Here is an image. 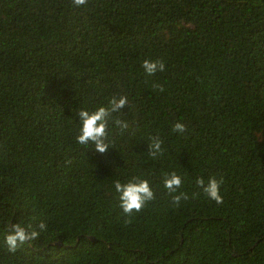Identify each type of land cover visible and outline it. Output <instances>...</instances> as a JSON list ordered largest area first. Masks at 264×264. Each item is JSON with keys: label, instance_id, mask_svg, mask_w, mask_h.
I'll return each mask as SVG.
<instances>
[{"label": "trees", "instance_id": "16d2710c", "mask_svg": "<svg viewBox=\"0 0 264 264\" xmlns=\"http://www.w3.org/2000/svg\"><path fill=\"white\" fill-rule=\"evenodd\" d=\"M122 96L108 151L79 144L78 111ZM14 224L38 236L11 252ZM0 264H264V0H0Z\"/></svg>", "mask_w": 264, "mask_h": 264}, {"label": "clouds", "instance_id": "9594fccd", "mask_svg": "<svg viewBox=\"0 0 264 264\" xmlns=\"http://www.w3.org/2000/svg\"><path fill=\"white\" fill-rule=\"evenodd\" d=\"M88 0H72L74 7H82L86 5ZM145 72L148 75H155L158 71L165 70L163 61L145 60L142 64ZM163 91V88L160 89ZM127 104V97L112 98L109 107H99L94 112L87 110H79L78 116L81 122L80 134L76 137L77 142L81 145H88L90 142L95 145V151L105 153L109 149L108 139V118L112 113L123 109ZM115 124L122 130L127 128V123L117 119ZM174 132L183 133L186 131L183 123H176L173 126ZM162 141L158 137L152 138V143L149 145V154L155 158L158 153L162 154ZM197 185L203 189L204 194L216 203H223V197L220 195L221 180L214 177L209 178L207 184L203 178L196 181ZM182 185V179L176 173L166 175L164 186L169 193H176ZM115 189L119 193L120 207L124 214L131 216L134 212H140L144 205L154 199V192L147 180H139L134 178L133 181L127 184H121L119 181L115 183ZM181 199H188L184 193L173 195L172 201L179 206ZM41 229L45 228L44 224L40 225ZM38 233L35 231L28 232L25 227L20 224H14L11 228V233L6 237V244L11 252H15L19 243L37 238Z\"/></svg>", "mask_w": 264, "mask_h": 264}]
</instances>
